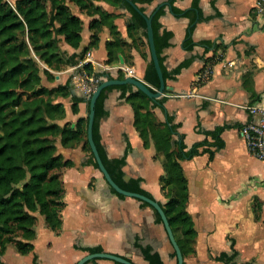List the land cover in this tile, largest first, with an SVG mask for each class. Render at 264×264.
<instances>
[{
  "label": "crops",
  "instance_id": "1",
  "mask_svg": "<svg viewBox=\"0 0 264 264\" xmlns=\"http://www.w3.org/2000/svg\"><path fill=\"white\" fill-rule=\"evenodd\" d=\"M256 1L153 0L142 4L146 13L159 4L164 8L159 17L160 30L171 32L169 43L162 50L166 68L170 70L182 61L187 62L175 77L165 79L168 91L161 95L166 96L165 109L178 123L177 130L183 134L186 146L206 138L200 130L230 124L221 131L223 145L215 150L212 158L208 152L201 151L181 160L188 186L186 210L196 232L194 252L183 256V264H264V159L250 154L239 131V126L249 118L244 105L264 97V17L254 11ZM95 3L117 14L112 18L113 23L120 36L131 42L127 34L129 10L104 0H95ZM172 5L181 11L173 12ZM71 7L83 19L82 39L76 48L64 41L61 47L69 53H78L89 42L88 24L92 16L76 5ZM187 37L193 42L191 47L185 46ZM108 39H111L109 28L103 26L97 44L82 59L61 69H49L53 80L43 78L48 86L64 83L69 78L71 91L83 98L77 113L71 111L69 98H58L66 109L61 122L68 120L74 126L78 117L86 116L88 99L84 87L88 78L95 76L93 72L109 71L117 75L121 70L125 76L122 65L131 69V75L144 80L147 59L139 49L134 45L124 46L118 53L124 63L116 65L119 58L108 63L105 46ZM145 51L150 53L149 46ZM210 60L214 61L213 73L197 88L198 94L176 95L193 89L197 72ZM87 62L92 68L90 73L83 67ZM83 70L87 77L81 74ZM104 108L107 113L99 120L98 128L107 156L125 154V178L141 177L142 187L154 199L166 201L159 181L164 173L161 159L155 156L152 140L144 144L121 88L106 91ZM154 112L158 119H164L161 108L155 107ZM55 144L57 152L72 162L59 169L64 202L61 226L52 229L43 215L36 213L33 250L23 254L9 242L0 256L3 264H32L34 256L36 264H74L87 253L80 247L96 245L137 264H148L134 245L135 239L158 251L161 264H176L165 228L155 220L149 206H142L134 197H120L112 192L102 172L85 163L88 152L82 142L66 146L57 137ZM233 250L236 255L228 262L216 258L221 252ZM84 264H113V261L93 258Z\"/></svg>",
  "mask_w": 264,
  "mask_h": 264
},
{
  "label": "trees",
  "instance_id": "2",
  "mask_svg": "<svg viewBox=\"0 0 264 264\" xmlns=\"http://www.w3.org/2000/svg\"><path fill=\"white\" fill-rule=\"evenodd\" d=\"M112 5L125 6L131 18L127 24V34L131 42H126L119 34L112 18L117 15L107 11L95 0H0V256L6 244L13 242L20 253L33 250L32 239L35 236L36 213L43 215L45 222L54 230L61 226V209L63 185L59 169L71 165V160L63 158L57 152L55 141L59 137L62 145L74 146L82 142L88 152L85 161L98 168L87 141L86 128L88 115L78 117L74 126L65 120V104L58 98H69L73 113L79 110L78 104L82 97L71 91L69 78L64 83L55 86L44 84L43 78L53 80L54 75L49 69H61L65 65L76 64L84 57L85 52L95 46L103 26L109 28L111 39L105 43L107 50L106 62L118 60V53L127 45L139 49L143 58L147 59L143 79L151 90L159 87V78L154 63L145 51L148 47L146 13L143 3L153 0H132L141 13L127 0H104ZM196 2L198 0H195ZM76 5L81 11L92 16L88 27L91 30L88 44L80 52H71L61 47V41L76 48L80 45L83 19L72 10ZM173 12L181 11L171 6ZM164 12L159 6L152 14L151 26L153 40L164 79L173 78L187 62L182 61L168 70L163 62L162 50L168 45L171 32L160 30L159 17ZM190 37L185 40V46L191 47ZM141 46L142 49H141ZM125 61L126 56L123 54ZM84 69L90 73L91 65L87 62ZM101 81L107 77L123 78L121 70L117 75L109 71L93 72ZM98 81V82H99ZM119 87L133 110L134 126L147 145L152 140L155 156L162 162L164 173L159 181L164 190L166 201L160 202L169 221L179 248L185 256L194 252L195 229L190 214L186 210L188 198L187 179L183 173L181 160L206 151L212 158L216 149L222 147L221 131L230 124H222L212 129H202L204 139L187 147L183 134L178 132V123L173 121L164 106L166 96L151 98L145 92L133 88L129 83L109 85L103 88L95 101L93 140L101 160L109 175L120 187L143 193L153 198L152 194L142 187L141 177L125 178L123 166L126 156L108 157L100 142L99 120L106 115L104 99L106 91ZM168 91L164 89V92ZM87 113L89 101L86 102ZM159 107L164 112V119L157 118L154 108ZM177 135V138L174 136ZM207 137L211 140L207 141ZM111 191L120 197L123 194ZM155 215V220L161 222L159 213L147 202ZM134 245L138 247L147 259L148 264H161L158 251H153L148 245H142L137 239ZM87 252L102 251V247H80ZM236 255L221 252L217 259L228 262ZM173 256L176 257L175 251ZM32 264H36L34 256ZM113 264H123L113 261Z\"/></svg>",
  "mask_w": 264,
  "mask_h": 264
},
{
  "label": "water",
  "instance_id": "3",
  "mask_svg": "<svg viewBox=\"0 0 264 264\" xmlns=\"http://www.w3.org/2000/svg\"><path fill=\"white\" fill-rule=\"evenodd\" d=\"M134 8H136L138 11L143 13L138 5H136L132 0H127ZM161 4L155 7V9L151 12L150 15L148 14H143L145 17L146 21V34H147V42L149 46V52H150V57L154 63V67L156 69L158 78H159V87L156 90H151L149 85L142 79L137 78L131 74L125 75L123 78H117V77H107L99 81L94 90L91 92L90 95L87 96V99L89 101V107H88V121H87V128H86V135H87V141L90 145L92 154L95 158V161L98 165V169L102 172L106 182L108 183L109 187L114 189L116 192L123 194L124 196H130L134 197L140 201H145L149 205H151L160 215V218L162 220V224L165 228L166 234L168 236V239L173 246V249L176 253V264H183V254L179 248V245L174 237L173 231L171 229V226L169 224V221L163 211V208L161 207L159 201L156 199L147 196L143 193L140 192H135L131 190L124 189L120 187L109 175L107 169L105 168L101 157L99 155L98 149L96 147V144L93 140V135H92V130H93V121H94V110H95V101L97 96L99 95L100 91L105 88L106 86L109 85H115V84H123V83H129L133 86L135 89L142 90L145 92L149 97L151 98H158L162 95L165 89V79L163 78L161 67L159 64L158 56L155 50V45H154V40H153V30L151 26V18L153 12L159 7ZM118 63L116 65L123 64V57L121 54L118 55ZM93 258H108L111 259L112 261H118L123 264H137L131 259L127 258L126 256L117 254V253H112L108 251H96V252H87L83 256H81L74 264H84L90 259ZM0 264H3V262L0 259Z\"/></svg>",
  "mask_w": 264,
  "mask_h": 264
},
{
  "label": "built area",
  "instance_id": "4",
  "mask_svg": "<svg viewBox=\"0 0 264 264\" xmlns=\"http://www.w3.org/2000/svg\"><path fill=\"white\" fill-rule=\"evenodd\" d=\"M254 11L264 17V0H257L254 5ZM213 60L208 61L197 72L193 89L188 92H180L176 95L189 96L197 93V88L206 82L213 73ZM127 74H130L131 69L128 67L120 66ZM83 76H86L85 71L81 72ZM87 77V76H86ZM89 82L84 87V94L86 97L94 90L99 79L95 76L88 78ZM244 107L248 111L249 118L239 126V131L243 138L248 151L253 156L264 159V97L249 104H245Z\"/></svg>",
  "mask_w": 264,
  "mask_h": 264
}]
</instances>
